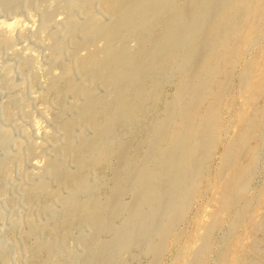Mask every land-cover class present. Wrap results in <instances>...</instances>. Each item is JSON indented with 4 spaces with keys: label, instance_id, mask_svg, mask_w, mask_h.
I'll return each instance as SVG.
<instances>
[{
    "label": "bare ground",
    "instance_id": "bare-ground-1",
    "mask_svg": "<svg viewBox=\"0 0 264 264\" xmlns=\"http://www.w3.org/2000/svg\"><path fill=\"white\" fill-rule=\"evenodd\" d=\"M0 96V264H264V0H0Z\"/></svg>",
    "mask_w": 264,
    "mask_h": 264
},
{
    "label": "rangeland",
    "instance_id": "rangeland-1",
    "mask_svg": "<svg viewBox=\"0 0 264 264\" xmlns=\"http://www.w3.org/2000/svg\"><path fill=\"white\" fill-rule=\"evenodd\" d=\"M253 52L254 51H251V52L247 53V55L245 56V60H248L254 54ZM239 90H240L239 84H238V81H237V77L235 76L234 79L232 80V83H231V86H230L229 97H231V98L236 97V95H238V93L240 92ZM230 94H232V95H230ZM1 98L2 97L0 96V104L3 102V99L1 100ZM231 123H232V121L229 120L228 124H229V128L230 129H232ZM230 140H231V136H230L229 133L222 135L221 138H220V141H221L220 142L221 143L220 146L224 147L225 145L228 144V142H230ZM220 161H221V152H217L215 154V156L213 157L212 166H211V170L212 171H210L209 174H212L215 171L216 166L219 164ZM210 176L211 175L208 176L207 181L209 180ZM263 182H264V159L259 164V166L257 168V171H256V173L254 175V181H253V184L250 187V194L251 195L255 194L258 191V188H260V186L262 185ZM196 204L197 205L193 208V212L196 210V208H200V207H202L205 204V199L204 198H199V200L197 201ZM192 219L193 218L191 217L188 221H186L185 223L181 224L180 231H182L185 234H189L190 230H189L188 227H189V223L191 222ZM225 231H226V225H222L217 231H215L214 237H213V249H212V253H211L210 260H209L208 264H215L216 259H217L218 255L220 254V251L223 248L222 242H223V238H224V235H225ZM170 260H171V258L168 256L166 261L170 262ZM145 262L146 261H139V262H137V264H141V263L145 264Z\"/></svg>",
    "mask_w": 264,
    "mask_h": 264
}]
</instances>
